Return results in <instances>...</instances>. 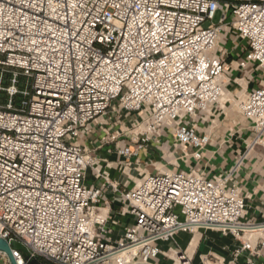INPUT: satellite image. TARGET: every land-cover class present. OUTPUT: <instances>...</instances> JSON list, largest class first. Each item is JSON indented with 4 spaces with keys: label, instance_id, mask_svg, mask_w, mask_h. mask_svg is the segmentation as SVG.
I'll return each mask as SVG.
<instances>
[{
    "label": "built area",
    "instance_id": "2783aa9c",
    "mask_svg": "<svg viewBox=\"0 0 264 264\" xmlns=\"http://www.w3.org/2000/svg\"><path fill=\"white\" fill-rule=\"evenodd\" d=\"M228 28L247 45L240 67L264 75V0H0V238L44 264H157L169 259L163 244L199 230L262 238L264 223L245 221V198L229 172L164 170L125 191L107 178L91 188L86 173L96 160L78 143L95 119L124 112L138 116L141 131L116 148L121 159L137 158L169 130L189 152L181 160L200 161L210 137L195 119L222 96L218 42ZM261 84L238 113L251 124L252 148L264 150ZM106 187L122 202L119 216L131 219L119 236V221L101 209ZM241 242L234 257L247 251L244 264H259L253 244ZM0 264H10L1 252Z\"/></svg>",
    "mask_w": 264,
    "mask_h": 264
},
{
    "label": "crops",
    "instance_id": "0c3cea01",
    "mask_svg": "<svg viewBox=\"0 0 264 264\" xmlns=\"http://www.w3.org/2000/svg\"><path fill=\"white\" fill-rule=\"evenodd\" d=\"M225 2L227 0H221ZM220 15V13H218ZM220 17V16H219ZM225 31H231L229 28ZM243 45L240 48L242 55L247 50V45L244 41ZM230 45L224 40H219L218 48L222 49L224 52H227ZM238 52L230 50L228 59H236L238 57ZM253 65V64H251ZM254 66V65H253ZM232 70V67H230ZM241 70L237 69L232 70V76H238L241 74ZM246 76L250 79V82H247L246 79H243L245 83L244 91H251L252 89L258 88L252 83L255 74L247 72ZM240 80V79H237ZM264 82V81H263ZM110 115H114L111 112H108ZM138 118L137 115H134L133 118H123L118 119V124L115 129L112 130V136H117L115 141H110V133L102 141L103 143L98 142L99 134L102 135V132H99V129L104 127L108 128L113 120L104 116L106 120L104 123H101L97 126L92 127V133L87 137L83 138L80 141L81 146L95 148L98 152L92 153V156L95 160H98L102 163V167L107 165L108 181L114 185H117L120 191H125L131 189L134 184H139L141 178L144 175L151 174L156 172V165H160L161 170L164 171L168 169L169 161H162L159 157L155 156L154 146L152 142L148 144L147 148L141 150L138 154V157L130 158L128 161L121 159L116 154V148H121L129 144V141L132 139L125 136V132L129 131L131 124V119ZM242 118L238 113L237 116L232 114V110L228 112L224 117H222L217 123L211 124L205 130L196 128L198 133H205L210 137V144L203 150L202 159L197 164V171L205 174L207 178L219 174L223 170H228L232 168L233 165L243 157V161L238 168V171L235 175L236 185L240 188L242 195L245 198L246 204V215L245 221L253 224H263L264 223V150L260 146H256L253 151H248V145H246L247 139H249L253 134L249 129L248 122L245 120L240 121ZM235 121H238L239 124H234ZM240 121V122H239ZM113 124V123H112ZM107 125V126H105ZM103 133H108V131L103 130ZM114 133V134H113ZM97 138V139H96ZM169 140L172 142L171 132L165 130L162 134V141ZM99 145V146H98ZM164 146V145H163ZM168 150L171 152L172 148L169 147ZM176 151L172 153V161L174 164L181 165L180 155L175 154ZM153 157L151 165H146L145 162L147 158ZM122 163L120 167H116L117 163ZM125 163H130V166H125ZM125 166L128 170L127 173L121 171V167ZM101 169L100 166H98ZM134 182V183H133ZM102 180H96V178L90 177V174L87 170L86 173V184L91 188H100ZM122 202L117 194H115L111 188L106 187L103 189V197L101 203L102 211H106L108 217L112 220L119 221V225L115 228L116 235H121L123 228L131 223L130 218H122L119 216V211L121 209ZM199 235V236H198ZM197 236V237H196ZM196 239V244L190 258L191 264H207V262L212 264H244L248 252H241L238 256L234 257V251L241 246V241L249 239V241L256 248L258 255L253 259L256 260L259 264H264V236L262 238L253 236L251 238L244 237L240 241L235 240L231 236H224L221 233L213 230H199L193 233H179L175 236L174 242L170 244H163L161 246L163 253L167 254V249L171 248L173 251H178L186 253L191 241ZM168 246V248H167ZM169 257V256H168ZM170 258V257H169ZM206 261H205V260ZM169 260L161 257L158 261V264H168Z\"/></svg>",
    "mask_w": 264,
    "mask_h": 264
},
{
    "label": "rangeland",
    "instance_id": "374dc122",
    "mask_svg": "<svg viewBox=\"0 0 264 264\" xmlns=\"http://www.w3.org/2000/svg\"><path fill=\"white\" fill-rule=\"evenodd\" d=\"M219 16L220 15L217 14L216 17H215V19H214V21L212 22L214 25H217ZM210 24H211V22L208 21V22H206L204 24V27H207ZM220 39L221 40H224L227 43V45H230L229 49H227L228 51L225 52V54H224V61H225V65H226L225 72L226 73H225V77H224L225 79H224L223 82H224V85L229 84V85H227L225 87V90L224 91H233L235 89V87H236V84H237L236 81H237V79H240V80L246 79L247 82H250L251 80L248 79L247 76H246V73L247 72H251V74H255L256 75L254 77H258L256 79L254 78V80L252 81V83H254L255 86L259 87L260 83H264L263 82L264 81V75H263L262 71L258 67L253 66L251 64H247L244 69H242L240 67V64L244 61V57L242 55V52L240 51V48L243 45V42H242L241 38H239L238 35H236L235 33H233V31H224L223 30L221 32ZM230 50L235 51V52L237 51L239 55H238V57L236 59H228L229 61H227V58H229L228 55H229ZM230 67H232V70H236L237 67H238V69L242 71L241 74L238 75V76H232L231 75L232 70L230 69ZM20 82L22 83L20 85V88H23V83L25 82V79L21 78L20 79ZM248 92H249V90L247 92L244 91L245 97H246V95H247ZM3 98H4V96H2V99ZM20 100H21V98H19V97L16 98V102L17 103ZM2 103L4 104L5 102L2 101ZM238 104L237 103L230 102V103H227L226 105H223L221 108H223V107H227L228 109L231 108L230 110H232V114L235 115V116H237V114H238V107H239ZM214 107H220V106L217 104ZM105 116H107L108 118L112 119L113 120V122H112L113 124L111 123L110 125H108V128L107 127L102 128L103 130L108 131V133H106V132L103 133L102 129H99V132H102V135L99 134V137H98L99 144L100 143H103L102 141L107 137V135L109 133H110V137L112 136L111 132H112L113 129L116 128V126H120L116 122L117 121V118L120 119L121 117H123V118H129L130 119V118H133L134 115L133 114L127 115L124 112H118L117 115L116 114L115 115L106 114ZM224 116L225 115H223V113H221V114L219 113V117H217L215 123H217ZM207 118L208 117H207L206 114L201 115V116H198L195 119V125H196V127L199 128V129H201V130L207 129L208 126L210 127L211 124H213L212 123V117H209V119H207ZM131 121L137 123L136 124L137 127L135 129H133V127H131V124H130L129 131L125 132L124 134H125V136L130 137V138L132 136V139H135V135L134 134L135 133H138L139 134L140 131H141L139 129L140 128V122L139 123L137 122L138 121V118H136V117L133 120L131 119ZM105 126H107V125H105ZM248 126H249V129L251 131V124H250V122H248ZM88 136L83 137V138H87ZM252 137H253V135L249 139H247V141L245 143L246 145H248V149H247L248 151H253L254 148L256 147L255 146V147L252 148V146L250 145V141H251V138ZM83 138H81V139H83ZM81 139L78 140V143L79 144H80ZM151 142L153 144L152 146H154V149H155V152H154L155 156L159 157V159L162 160V161H164V162H166V161H169L170 162V161L173 160L172 159V153L174 151H176L175 154L180 155V157H179L180 160L182 159V157H185V154L186 155H189V152L188 151L183 150L180 147H176L173 142H171L169 140H165V141L163 140L162 141V136L159 137V138L153 136L151 138V140H150L149 143H151ZM169 147L172 148V151L171 152L168 150ZM84 148L90 154H92L94 152H98V150H96L94 147L93 148H89V147L85 146ZM152 161H153V157H151L150 159L147 158L145 164L146 165H148V164L151 165V162ZM184 161L185 162L180 161V163H181L180 166L178 164H175V165L169 166L168 169H166V170H172V171H195V172L203 175L204 177H206L204 173L197 171V164H196V162H194L189 156H187L184 159ZM242 161H243V157L239 158V160L236 162L235 165H233L232 168H229L228 170H223L222 172H220L219 174H216L214 176L222 175V174H225V173H228L229 172L231 174L232 179L235 182V175H236V173L238 171V168L240 166L239 164ZM172 162H174V161H172ZM120 165H123V164L118 162L117 165H116V167L119 168ZM98 166H100L101 169H99ZM106 167H107V165H106ZM106 167L104 169V167H102V163H100L98 160H96L95 165L93 167H91V168L88 169V172L90 174L91 179L92 178H96V180H102L103 178H108V173L106 172L107 171V168ZM123 168H125V166H123L122 167V170H121L124 173ZM153 173H155V172H152L151 174H153ZM214 176H212V177H214ZM167 254H170V253H167ZM168 260H169L168 261L169 262L168 264H175V261L172 258H169ZM38 261L40 263L44 264L43 261H41V260H38ZM157 264H158V262H157Z\"/></svg>",
    "mask_w": 264,
    "mask_h": 264
},
{
    "label": "bare ground",
    "instance_id": "6f19581e",
    "mask_svg": "<svg viewBox=\"0 0 264 264\" xmlns=\"http://www.w3.org/2000/svg\"><path fill=\"white\" fill-rule=\"evenodd\" d=\"M230 73V72H229ZM225 79V78H224ZM227 81V80H226ZM236 87L233 91H224L225 90V87L229 84H226L224 85V90H223V93H222V96L219 100V103L218 105L220 107H211L207 112H206V115H207V119H209V117H212V123L215 124V121L217 119V117H219V113H223V115H226L228 112H230V109H228L227 107H223L221 108L223 105H226L227 103H230V102H233V103H239L238 105H241L243 102H244V98H245V95H244V90H245V83L243 80H237L236 81ZM261 86H264V83H262ZM243 119H241L240 121H242ZM106 120L103 118V117H100V118H97L94 120V122L90 125V127H94V126H97L101 123H104ZM239 121V122H240ZM234 124H239L238 121H235ZM165 148V147H164ZM240 163V162H239ZM170 165H173L174 162L170 161L169 162ZM121 170H122V167H121ZM123 171L125 173H127V169L126 167L123 168ZM155 171H162L161 168H160V165L158 164L157 165V169ZM141 182V180H140ZM139 182V183H140ZM107 211V210H106ZM106 211L104 210L103 211V214L106 213ZM199 236V235H198ZM263 236V235H262ZM197 237V236H196ZM196 239H193L191 241V244L189 245V248L187 249L186 253L184 255L185 258H188L190 259L191 256H192V252H193V249L195 247V244H196ZM249 240V239H248ZM175 243V242H174ZM173 244V243H172ZM168 248V246H167ZM170 258H172L174 261H175V264H182L180 261H179V258L178 256H176L173 252L170 253V254H167ZM176 257V258H175ZM205 260V259H204ZM206 261V260H205ZM21 264V263H20ZM207 264H212V263H209L207 262Z\"/></svg>",
    "mask_w": 264,
    "mask_h": 264
},
{
    "label": "water",
    "instance_id": "95a60500",
    "mask_svg": "<svg viewBox=\"0 0 264 264\" xmlns=\"http://www.w3.org/2000/svg\"><path fill=\"white\" fill-rule=\"evenodd\" d=\"M13 250L19 251L23 256V259L28 264H41L38 260L30 256L27 248L20 242L18 241L7 242L6 240L0 238V252L7 256L10 264H18L13 255Z\"/></svg>",
    "mask_w": 264,
    "mask_h": 264
},
{
    "label": "trees",
    "instance_id": "16d2710c",
    "mask_svg": "<svg viewBox=\"0 0 264 264\" xmlns=\"http://www.w3.org/2000/svg\"><path fill=\"white\" fill-rule=\"evenodd\" d=\"M42 264V263H41Z\"/></svg>",
    "mask_w": 264,
    "mask_h": 264
}]
</instances>
